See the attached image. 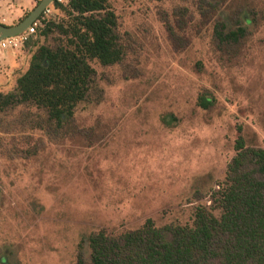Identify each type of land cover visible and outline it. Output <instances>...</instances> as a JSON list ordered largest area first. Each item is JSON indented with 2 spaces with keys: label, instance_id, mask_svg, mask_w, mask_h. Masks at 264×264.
Instances as JSON below:
<instances>
[{
  "label": "rangeland",
  "instance_id": "rangeland-1",
  "mask_svg": "<svg viewBox=\"0 0 264 264\" xmlns=\"http://www.w3.org/2000/svg\"><path fill=\"white\" fill-rule=\"evenodd\" d=\"M38 1L0 0V19L15 24ZM107 2L123 58L90 61L97 86L72 123L52 127L25 105L0 111V264H75L100 229L190 223L200 204L217 213L211 196L238 135L264 147V0ZM52 5L50 20H70ZM220 20L245 34L220 41ZM65 39L58 28L32 36L25 66L34 42Z\"/></svg>",
  "mask_w": 264,
  "mask_h": 264
},
{
  "label": "trees",
  "instance_id": "trees-1",
  "mask_svg": "<svg viewBox=\"0 0 264 264\" xmlns=\"http://www.w3.org/2000/svg\"><path fill=\"white\" fill-rule=\"evenodd\" d=\"M52 6L63 7L70 20L56 23L41 14L35 35L47 37L58 28L66 39L55 47L34 42L16 88L0 90V111L35 107L45 114L48 125L59 128L72 123L78 104L97 86V71L90 61L118 63L123 48L117 16L107 0H55ZM245 30L226 20L214 28L222 42H237ZM199 103L208 108L212 99L202 95ZM234 147L225 178L211 196L217 213L200 204L190 223L157 226L147 218L120 235L100 229L87 238L89 260L79 253L75 264H264V147L248 146L242 134Z\"/></svg>",
  "mask_w": 264,
  "mask_h": 264
},
{
  "label": "crops",
  "instance_id": "crops-1",
  "mask_svg": "<svg viewBox=\"0 0 264 264\" xmlns=\"http://www.w3.org/2000/svg\"><path fill=\"white\" fill-rule=\"evenodd\" d=\"M29 4V3H28ZM29 7V6H28ZM27 9L26 7L20 6L18 10L22 12L21 16H23V11ZM20 17L16 18V20H10L12 23L18 22ZM2 22H6L8 24L9 21L6 19H0ZM24 46V47H23ZM22 48L18 49H6L0 52V90L8 89L10 85V89H12L17 82V78L27 69L28 63L25 66V61L27 60V55L25 52L26 45L24 44Z\"/></svg>",
  "mask_w": 264,
  "mask_h": 264
},
{
  "label": "water",
  "instance_id": "water-1",
  "mask_svg": "<svg viewBox=\"0 0 264 264\" xmlns=\"http://www.w3.org/2000/svg\"><path fill=\"white\" fill-rule=\"evenodd\" d=\"M55 0H40L28 14L15 24L0 22V39L15 36L25 31Z\"/></svg>",
  "mask_w": 264,
  "mask_h": 264
},
{
  "label": "built area",
  "instance_id": "built-area-1",
  "mask_svg": "<svg viewBox=\"0 0 264 264\" xmlns=\"http://www.w3.org/2000/svg\"><path fill=\"white\" fill-rule=\"evenodd\" d=\"M49 12L50 6L47 7L42 14L47 15ZM40 16L22 33L15 36L0 39V52L6 49L15 50L22 47L30 39V37L36 34L39 26L42 25V20L40 19Z\"/></svg>",
  "mask_w": 264,
  "mask_h": 264
}]
</instances>
